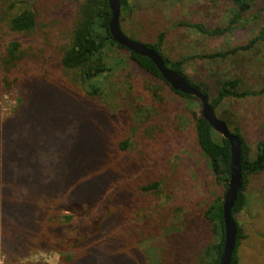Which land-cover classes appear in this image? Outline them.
<instances>
[{
  "label": "trees",
  "instance_id": "obj_1",
  "mask_svg": "<svg viewBox=\"0 0 264 264\" xmlns=\"http://www.w3.org/2000/svg\"><path fill=\"white\" fill-rule=\"evenodd\" d=\"M131 1L119 0L121 13L132 8ZM230 2L228 25L213 29L196 22L186 25L215 37L231 32L245 16L252 18L261 25L245 45L172 61L163 53L165 32L155 42L130 37L158 51L167 66L209 97L217 114L228 97L243 98L254 92L241 90V77L215 73L212 83L207 78L194 81L185 70L186 62L226 59L264 43V0ZM111 18L108 0H78L75 5L67 0H0V95H10L17 102L11 116L0 117V249L9 253L10 264H45L23 260L36 247L57 250L62 264H147L138 243L153 238L154 264H220L223 203L230 176L229 141L202 116L201 103L195 96L175 91L149 57L114 41ZM121 27L127 35L122 23ZM113 49L126 52L140 69L186 102L195 117L190 131L192 142L216 181V190L208 199L192 200L187 206H180L177 198L168 206L151 203L165 184L173 187L177 177L161 175L155 167L157 161L146 150L144 154L135 147L141 149V135L147 141L154 137L149 132L143 134L147 122L166 141L174 137L170 134L173 126L167 120L159 122L164 118L158 112L137 120L128 107L120 111L105 100L108 97L103 94L109 79L114 78L112 72L125 62L121 57H111ZM152 87L164 101L160 92L164 87ZM128 89L131 99L127 101L136 110L134 89ZM195 101L197 110L188 105ZM218 116L231 128L225 116ZM174 130H178V124ZM238 130L233 131L242 140L244 185L233 207L235 217L247 206L245 190L251 176L264 171V138L258 141L252 156ZM90 148L95 149L86 155ZM93 154L95 158L88 162L87 156ZM101 160L109 164L97 171L98 178L82 192L68 194L71 183ZM12 174L19 180L16 187ZM36 178L41 179L39 187ZM36 201L40 205L35 208L39 204ZM60 206L69 207L68 213L61 212ZM170 217L179 221L178 228L169 229ZM237 224L232 264L240 263L239 250L247 236L238 220Z\"/></svg>",
  "mask_w": 264,
  "mask_h": 264
},
{
  "label": "rangeland",
  "instance_id": "obj_2",
  "mask_svg": "<svg viewBox=\"0 0 264 264\" xmlns=\"http://www.w3.org/2000/svg\"><path fill=\"white\" fill-rule=\"evenodd\" d=\"M67 1L75 5L78 0ZM131 4L132 8L129 11L125 14L121 13V23L127 35L141 41L155 42L158 36L165 32L163 53L172 61L201 52L211 54L229 50L238 45H245L261 25L258 21L255 22L254 19L245 16L231 32L215 37L204 35L195 28L186 25L196 22L207 25L211 29L228 25L227 16L232 10L230 0H132ZM245 19L249 22L245 23ZM110 54L112 58L120 59L121 57L125 62L119 69L112 72L111 77L114 78L109 79L108 86L105 88L103 95L108 97L105 100L109 102V105L116 107L117 110L121 109L120 111L128 107L129 112L137 120L144 118L142 116L149 112L151 114L158 112L164 118H161L162 120L159 122L163 124L167 120L173 126L169 130L174 137L171 141H166V137L157 135L152 131L154 127L145 121L147 129L143 134L152 133L154 137L150 138L149 142L146 136L141 135L139 137L141 149L135 147L142 150L144 154L146 150V154L157 161L155 167L161 175L175 174L177 177L176 184L173 187L165 184L160 194H155L151 198V203L168 206L173 204L174 198H177L180 206H187V203L192 200H205L211 197L217 187L215 186V177L213 173H208L209 171L206 170L204 158L199 159L198 156L201 153L192 142L190 131L193 130L195 117L191 114L186 102L170 92L168 87L159 82L157 78L140 69L128 58L126 52L113 49ZM185 70L194 81L207 78L212 83L215 73H218L219 76L241 77L243 79L241 90L254 92L243 98L228 97L218 110V114L228 119L232 130L239 129L238 133L243 136L246 144L251 148L252 156H254L258 141L264 138V43L257 44L254 49L239 51L226 59L189 60L185 64ZM154 85L164 87L160 91L164 101L153 93L152 86ZM130 86L134 89L132 100L134 104H138L136 110L132 109L133 106H129L130 101H127V99H131L128 94L131 92L128 89ZM121 100L124 101L121 102ZM16 104L17 102L10 95L3 97L0 95V117L11 116L17 108ZM188 105L193 110H197V101ZM172 117L178 123H173ZM161 123L158 126L163 128ZM177 124L178 130H174ZM65 126L69 127L67 122ZM104 126L105 124L100 127ZM104 134L106 135L105 130ZM176 136H179V139ZM145 143L146 145H144ZM94 149L86 151V155L93 153ZM104 149L106 151L105 147ZM91 158L94 159L95 155H88V162ZM157 163H163L164 167L156 166ZM106 164L109 162L101 160L96 165L86 168L85 173L78 176L75 183H71L67 193L82 192L98 178L97 171ZM11 178L14 179L13 182H17L16 187L19 183L18 177H13L12 174ZM36 179L39 187L41 179ZM7 181L9 183L10 177L7 178ZM22 183L27 184V181H21ZM245 192L248 198L247 206L236 217L247 234L241 249L248 252V256L245 254L241 264H264V171L251 176ZM35 204L36 208L40 202L36 201ZM57 206L56 204L55 208ZM59 209L65 213L69 211L67 206H60ZM171 219L172 217H170ZM178 222L172 219L169 229L178 228ZM176 223L177 225H174ZM138 246L146 255L147 264H154L155 240L153 238L143 239L139 241ZM32 250L34 252L25 256L24 261L62 264L61 255L57 250L39 249L38 247ZM252 250L254 253L250 255L249 252ZM8 255L9 253L4 249H0V264H10L7 259ZM251 256L253 259L250 258ZM10 260L12 259L10 258ZM17 263L23 264L24 262Z\"/></svg>",
  "mask_w": 264,
  "mask_h": 264
},
{
  "label": "water",
  "instance_id": "obj_3",
  "mask_svg": "<svg viewBox=\"0 0 264 264\" xmlns=\"http://www.w3.org/2000/svg\"><path fill=\"white\" fill-rule=\"evenodd\" d=\"M108 1L112 10L110 31L114 41L136 54L149 57L156 64L162 77L175 91H181L195 96L201 103L202 116L210 123L215 131L229 141L231 149L230 176L223 203L224 246L220 264H232L238 236V224L233 214V207L244 185L242 171V140L239 135L218 116L210 103L209 97L204 92L190 84L186 77L181 75L178 71L167 66L161 54L154 48L130 38L123 32L121 27L120 2L119 0Z\"/></svg>",
  "mask_w": 264,
  "mask_h": 264
},
{
  "label": "crops",
  "instance_id": "obj_4",
  "mask_svg": "<svg viewBox=\"0 0 264 264\" xmlns=\"http://www.w3.org/2000/svg\"><path fill=\"white\" fill-rule=\"evenodd\" d=\"M249 253H250V255H253L254 250L250 251ZM245 254L248 256V252H244V251L240 248V250H239L240 263H239V264H241V261H243V258L246 256ZM250 258L253 259V256H251Z\"/></svg>",
  "mask_w": 264,
  "mask_h": 264
}]
</instances>
